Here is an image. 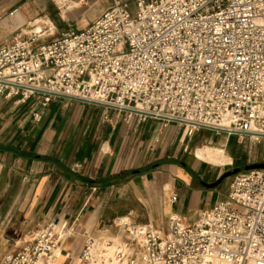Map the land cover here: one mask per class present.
<instances>
[{
	"label": "built area",
	"instance_id": "obj_1",
	"mask_svg": "<svg viewBox=\"0 0 264 264\" xmlns=\"http://www.w3.org/2000/svg\"><path fill=\"white\" fill-rule=\"evenodd\" d=\"M0 46V95L69 98L264 144V0L117 1L87 28ZM264 163V162H263ZM113 264H264V167L232 176L200 222L128 228ZM62 233L45 228L0 264H55ZM89 237L79 264H95ZM106 252V250H103ZM108 257V260H111Z\"/></svg>",
	"mask_w": 264,
	"mask_h": 264
},
{
	"label": "crops",
	"instance_id": "obj_2",
	"mask_svg": "<svg viewBox=\"0 0 264 264\" xmlns=\"http://www.w3.org/2000/svg\"><path fill=\"white\" fill-rule=\"evenodd\" d=\"M117 1L135 13L137 0H0V46L85 29ZM209 133L226 134L223 143ZM232 136L205 129L187 136L179 124L77 99L0 95V262L48 227L62 233L55 264H79L89 237L127 233L121 221L156 229L173 215L200 222L228 195L230 183L212 187L235 168L226 166L264 162L247 152L234 160ZM212 149L227 161L197 155Z\"/></svg>",
	"mask_w": 264,
	"mask_h": 264
},
{
	"label": "rangeland",
	"instance_id": "obj_3",
	"mask_svg": "<svg viewBox=\"0 0 264 264\" xmlns=\"http://www.w3.org/2000/svg\"><path fill=\"white\" fill-rule=\"evenodd\" d=\"M50 38H46V39H42L41 42H46L47 40H49ZM215 133H209L206 134L205 138H212V140L216 143V144H222L223 143V139L225 137L226 134H215ZM204 138V139H205ZM233 140L235 141V152L233 151V159L235 160V157H240L242 156V154H246L247 152V158L250 157L252 158V160H255V156H258L259 158H263L264 159V144H260V145H256L255 143H252L250 140L247 139H241L239 136H232ZM201 141H203V139L200 137ZM225 152V151H224ZM257 152V153H255ZM225 154L230 158L229 154L227 152H225ZM251 155V156H250ZM257 157V158H258ZM231 159V158H230ZM235 167L234 169L237 168H241L235 165H228L225 168L228 169L229 167ZM232 180V176L230 178H227L225 180H223L219 186V188L222 191H226V189L229 186L230 181ZM122 222V221H121ZM123 223V222H122ZM122 230H124V228H121ZM120 230V229H119ZM126 236H128V233H123V232H116L114 234L111 235H104L102 237H97L95 238V244L94 247H92V250L94 249V252L92 253L93 258L96 260V263L100 262H104L102 264H109L110 260H108V257H111L112 262L115 263L114 260V251L115 249L121 248L125 246L126 243ZM115 239H118L115 240ZM97 247V248H95ZM91 250V252H92ZM103 250H106V252H103ZM61 257V255H60Z\"/></svg>",
	"mask_w": 264,
	"mask_h": 264
},
{
	"label": "bare ground",
	"instance_id": "obj_4",
	"mask_svg": "<svg viewBox=\"0 0 264 264\" xmlns=\"http://www.w3.org/2000/svg\"><path fill=\"white\" fill-rule=\"evenodd\" d=\"M197 155L200 156L201 158L205 159V160H209V161L214 162V163H223V162L227 161V158L225 157L223 152L219 149L208 150V153H205L202 150H198ZM95 248H97V247H95ZM57 251H58V249L56 250V252ZM93 252H94V249L92 250V253ZM109 262H110L109 264H113L112 261H109ZM102 263H104V262H100V264H102ZM95 264H99V263H95Z\"/></svg>",
	"mask_w": 264,
	"mask_h": 264
},
{
	"label": "water",
	"instance_id": "obj_5",
	"mask_svg": "<svg viewBox=\"0 0 264 264\" xmlns=\"http://www.w3.org/2000/svg\"><path fill=\"white\" fill-rule=\"evenodd\" d=\"M263 167H264V163H256V164L246 165L244 167V169L245 170H249V169H252V168H263ZM239 171H241V168H237V169L229 170V171L225 172L216 183L212 184V187L218 185L224 179L229 178L230 176L236 174Z\"/></svg>",
	"mask_w": 264,
	"mask_h": 264
},
{
	"label": "flooded vegetation",
	"instance_id": "obj_6",
	"mask_svg": "<svg viewBox=\"0 0 264 264\" xmlns=\"http://www.w3.org/2000/svg\"><path fill=\"white\" fill-rule=\"evenodd\" d=\"M233 176V175H232ZM231 177V176H230Z\"/></svg>",
	"mask_w": 264,
	"mask_h": 264
}]
</instances>
